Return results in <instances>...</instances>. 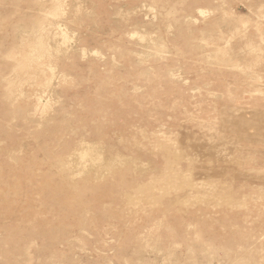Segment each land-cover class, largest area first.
<instances>
[{
  "label": "rangeland",
  "instance_id": "rangeland-1",
  "mask_svg": "<svg viewBox=\"0 0 264 264\" xmlns=\"http://www.w3.org/2000/svg\"><path fill=\"white\" fill-rule=\"evenodd\" d=\"M0 264H264V0H0Z\"/></svg>",
  "mask_w": 264,
  "mask_h": 264
},
{
  "label": "bare ground",
  "instance_id": "bare-ground-1",
  "mask_svg": "<svg viewBox=\"0 0 264 264\" xmlns=\"http://www.w3.org/2000/svg\"><path fill=\"white\" fill-rule=\"evenodd\" d=\"M60 4H61V3H60ZM225 4H226V3H225ZM62 6H63V5H62ZM62 6H61V7H62ZM62 8H63V7H62ZM62 8H58V9H62ZM64 10H65V9H64ZM59 11L61 12L62 10H59ZM65 11H66V10H65ZM65 11H62V13L65 12ZM200 11H201V10H200ZM55 12H57V11H55ZM55 12H53L52 14H54ZM60 12H58V13H60ZM62 13H60V14L63 15ZM203 13H204V12H203ZM48 16H51V15L48 14ZM52 17H54V16H52ZM58 17H59V16H58ZM48 19H49V18H46V20H48ZM43 20H45V17H44ZM49 20H50V19H49ZM40 22H41V21H40ZM40 22H39V23H40ZM43 22H45V21H43ZM50 22H51V20H50ZM45 23H46V22H45ZM41 24H42V22H41ZM38 25H39V24H38ZM42 25H43L44 28L46 27V26H44V24H42ZM45 25H48V26H49V21H47V24H45ZM51 25H52V24H51ZM243 25H245V24H243ZM246 25H248V24H246ZM246 25H245V28H246ZM49 27H50V26H49ZM51 27H52V26H51ZM53 27H54V25H53ZM56 27H57V26H56ZM44 28H43V29H44ZM46 28H47V27H46ZM50 29H51V28H50ZM40 30H42V28H41ZM47 30H48V28H47ZM47 30H46L45 32H47V34H48V31H47ZM52 30H53V29H52ZM38 31H39V30H38ZM50 31H51V30H50ZM59 31H61V30H59ZM237 31H238V30H237ZM41 32H42V31H41ZM139 32H140V31H139ZM43 33H44V32H42L41 34H43ZM56 33L59 34L58 31H57ZM61 33H62V32H61ZM140 33H141V32H140ZM140 33H138V34H140ZM244 33H245V32H244ZM39 34H40V31H39ZM57 34H56V35H57ZM142 34H143V33H142ZM221 34H222V33H221ZM35 35H37V37L39 36L37 33H36ZM59 35H60V34H59ZM69 35H70V34H69ZM69 35H68V33H67V30H66V31L64 30V36H65V37H68ZM143 35H144V34H143ZM41 36H42V35H41ZM53 36H54V35H53ZM203 36H204V35H203ZM205 36H206V35H205ZM205 36H204V37H205ZM42 37H43V36H42ZM57 37H58V36H57ZM60 37H61V36H60ZM70 37H71V36H70ZM43 38H45V37H43ZM47 38H49V36H48ZM54 38H55V37H54ZM68 38H69V37H68ZM202 39H203V38H202ZM204 39L206 40V38H204ZM208 39H209V38H208ZM212 40H213V38H212ZM42 41H43V39H42ZM42 41H41V42H42ZM68 41H69V40H68ZM207 41H208V40H207ZM44 42H46V41L44 40ZM44 42H42V43H44ZM48 42H49V41H48ZM48 42H46L47 44H45V45L43 44V45H44V46H46V45H50V44H48ZM58 42H59V41H58ZM62 42H63V41H62ZM208 42H209V41H208ZM29 43H30V42H29ZM31 43H32L33 45L35 44V43L32 42V41H31ZM31 43H30V44H31ZM36 43L38 44V43H40V41L38 40V42H36ZM59 43H60V42H59ZM68 43L70 44V42H67V44H68ZM206 43H207V42H206ZM30 44H29L30 47L33 46V45H30ZM64 44H65L66 47H67V44L65 43V41H64ZM69 44H68V45H69ZM208 44H209V43H208ZM43 45H41V47H40V48H37V49H36V46H33L32 49H33L34 51H31V50H30L32 56H33V53H34V54H35V53L37 54V53L39 52V54H41V52H42L41 50H44L43 48H47V49H48L47 46L44 47ZM227 45H228V43H227ZM39 46H40V45H39ZM39 46L37 45V47H39ZM59 46H60V45H59ZM62 46H63V44H62ZM248 46H250V45H248ZM34 47H35V49H34ZM49 47H51V46H49ZM251 47H252V44H251ZM57 48H58V47H57ZM249 48H250V47H249ZM29 49H30V48H29ZM226 49H227V48H226ZM48 50H50V49H48ZM60 50H61V49H60ZM60 50H59V51H60ZM256 50H257V49L255 48L254 52H256ZM36 51H37V52H36ZM44 51H45V50H44ZM59 51L57 50L56 52H59ZM252 51H253V50H252ZM261 51H262V50H261ZM45 52L47 53V51H45ZM13 53H14V52H13ZM42 53H43V52H42ZM48 53H50V52L48 51ZM53 54H54V53H53ZM59 54H60V53H59ZM59 54H58V55H59ZM37 55H38V54H37ZM42 55L44 56V53H43ZM49 55H50V54H49ZM54 55H55V54H54ZM13 56H14V55H13ZM15 56H16V54H15ZM15 56H14V58H16ZM32 56H30L29 60H30V59L32 60V58H33ZM34 56H35V55H34ZM38 56H39V55H38ZM40 56H41V55H40ZM40 56H39V58H38V61H39V59L41 60ZM50 56H51V55H50ZM50 56H49V57H50ZM49 57H47V58H49ZM36 58H37V57H36ZM44 58H45V56H44ZM51 58H52V56H51ZM54 58H55V57H53V59H54ZM27 60H28V59H27ZM27 60H26V61H27ZM34 61H35V60H34ZM42 61H44V59H43ZM42 61H41V62H42ZM27 62H28V61H27ZM29 62H30V64L33 65V67H34V65L37 63V62H36V63L34 64V63H31V61H29ZM41 62L39 61L38 64H37V65H39V67L42 66V63H41ZM43 63H44V62H43ZM44 64H45V63H44ZM40 65H41V66H40ZM27 66H29V65H27ZM27 66H26V69L28 68ZM49 67H50V66H49ZM51 67H52V66H51ZM30 68H31V67H30ZM30 68L28 69L29 71H30ZM44 68H45V67H44ZM24 69H25V68H24ZM31 69H32V68H31ZM50 69H51V68H50ZM40 70L42 71V69H40ZM43 70H44V69H43ZM16 73H17V72H15V74H16ZM44 74H45V73H44ZM44 74H43V75H44ZM47 77H48V76H47ZM51 78H52V77H51ZM51 78L49 77V79H51ZM45 79H47V78L45 77ZM49 79H48V80H49ZM19 80H20V79H19ZM48 80H47V81H48ZM15 81H17V80H15ZM17 82H18V81H17ZM48 82H50V81H48ZM48 82H47V83H48ZM45 83H46V82H45ZM45 83H44V84H45ZM50 83H51V82H50ZM14 84H15V83H14ZM20 84H22V82H20ZM20 84H19V85H20ZM15 85H16V84H15ZM42 85H43V84H42ZM45 85H46V84H45ZM49 85H50V84H49ZM49 85L47 84L48 87H49ZM17 86H18V84H17ZM21 86H23V85H21ZM21 86H20V88L22 89ZM43 86H44V85H43ZM44 87H45V86H44ZM18 88H19V86H18ZM18 88H17V89H18ZM46 88H47V87H46ZM11 91H12V89H11ZM22 91H23V90H22ZM21 93L24 94V93H26V92L24 91V92H21ZM14 94H15V93H14ZM10 97H11V96H10ZM35 97H38V96H36V94H35ZM21 98H22V97H21ZM38 99H39V97H38ZM38 99H37V100H38ZM40 99H41V98H40ZM38 103H39V101H38ZM39 105H40V104H39ZM42 105H43V104H42ZM37 107H38V105H37ZM37 107H35V108H37ZM81 142H83V141H81ZM88 143H89V142H88ZM91 144L93 145V144H95V143H91ZM82 145H83V144L81 143V146H82ZM84 145H85V144H84ZM95 145H96V144H95ZM97 145H99V144L97 143ZM81 146H80V148L83 147V146H82V147H81ZM226 146H227V145H226ZM90 148H93V147L90 146ZM90 148H89V147L86 148V146H85V148L82 150L83 152L80 153V157H81V158H80V157H79V158L82 159V160L84 161L85 166H87V164H88L89 162H91L92 165H93V166H90L91 163L89 164V167H91V169H94V168L96 169V168H98L97 166L94 167V165H97V164H99V165L101 164V165H102V166H100V168L103 167V166H105V165H103L102 163L99 162V161L102 160V153H101L102 151H100L102 148L100 147L101 149L98 151L99 153H98L95 149L90 150ZM77 150L80 151L81 149L77 148ZM77 150H76V151H77ZM103 150H104V149H103ZM223 151H224V150H223ZM234 151H235V150H234ZM104 152H105V150H104ZM225 152H226V151H225ZM103 154H104V153H103ZM109 154L111 155V153H109ZM73 155H74V154H73ZM76 155H77V154L75 153V156H76ZM78 156H79V155H78ZM111 156H112V155H111ZM117 157H118V156H117ZM118 158H119V157H118ZM118 158H117V159H118ZM120 158H122V157H120ZM117 159H115V160H117ZM103 160L105 161V159H103ZM124 160H125V158H124ZM66 161H67V160H66ZM70 161H71V160H70ZM72 161H73V160H72ZM72 161H71V162H72ZM75 161H76V159L74 160V162H75ZM83 161H82V162L80 161V162L83 163ZM109 161H111V159H110ZM109 161H108V162H109ZM117 161H118V160H117ZM67 162L69 163V161H67ZM97 162H99V163H97ZM118 162H119V161H118ZM118 162H117V163H118ZM125 162H127V161L125 160ZM103 163H104V162H103ZM109 163H110V162H109ZM78 164H79V163H78ZM78 164H77V165H78ZM119 164H120V162H119ZM123 164H125V163H123ZM67 165H68V164H67ZM73 165H74V163H73ZM77 165L75 164V166H77ZM79 165H80V164H79ZM115 165H117V164H115ZM81 166H83V164H82ZM85 166H83V167H85ZM77 167H78V166H77ZM83 167H82V168H83ZM93 167H94V168H93ZM74 168L76 169V167H74ZM82 168L80 167L81 170H80V169H79V170L83 172ZM85 168H88V167H85ZM70 169H71V168H70ZM70 169H69V170H70ZM72 169H73V166H72ZM72 169H71V170H72ZM83 169H84V168H83ZM89 169H90V168H89ZM91 169H90V170H91ZM101 169H103V168H101ZM101 169H100V172H101ZM71 170H70V171H71ZM84 170H86V169H84ZM73 171H75V170H73ZM73 171H72V173H73ZM91 171H93V170H91ZM96 171H98V170L96 169ZM84 172H86V174H87V170L84 171ZM98 172H99V171H98ZM98 172H97V173H98ZM75 173H76V172H75ZM77 173H78V172H77ZM97 173H94V174H96V176H95L96 178H98V175H99V174L97 175ZM90 174H91V173H90ZM103 174H104V173H103ZM88 175H89V174H88ZM88 175H87V176H88ZM100 176H102V175L100 174ZM96 178H95V179H96ZM209 255L211 256V253H210ZM212 255H213V254H212Z\"/></svg>",
  "mask_w": 264,
  "mask_h": 264
}]
</instances>
